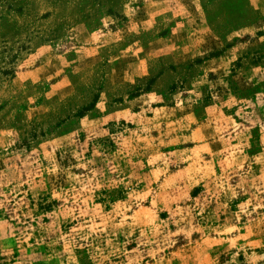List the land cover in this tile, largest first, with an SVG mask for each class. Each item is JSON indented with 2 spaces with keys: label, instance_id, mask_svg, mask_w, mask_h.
Wrapping results in <instances>:
<instances>
[{
  "label": "rangeland",
  "instance_id": "1",
  "mask_svg": "<svg viewBox=\"0 0 264 264\" xmlns=\"http://www.w3.org/2000/svg\"><path fill=\"white\" fill-rule=\"evenodd\" d=\"M0 264H264V0H0Z\"/></svg>",
  "mask_w": 264,
  "mask_h": 264
}]
</instances>
